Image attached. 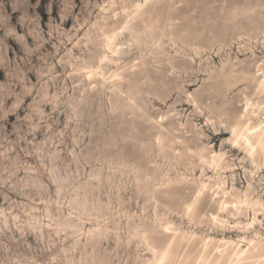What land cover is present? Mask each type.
I'll use <instances>...</instances> for the list:
<instances>
[{
  "label": "clouds",
  "instance_id": "9594fccd",
  "mask_svg": "<svg viewBox=\"0 0 264 264\" xmlns=\"http://www.w3.org/2000/svg\"><path fill=\"white\" fill-rule=\"evenodd\" d=\"M0 264H264V0H0Z\"/></svg>",
  "mask_w": 264,
  "mask_h": 264
}]
</instances>
